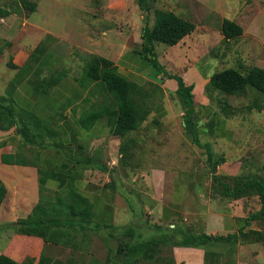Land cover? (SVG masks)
<instances>
[{
	"label": "rangeland",
	"instance_id": "rangeland-1",
	"mask_svg": "<svg viewBox=\"0 0 264 264\" xmlns=\"http://www.w3.org/2000/svg\"><path fill=\"white\" fill-rule=\"evenodd\" d=\"M33 5L39 10L32 12ZM0 6L26 18L24 26V21L20 22L18 32L19 28L9 30L6 35L9 40L0 39V49L15 46V50L31 51L34 35L46 31L55 34L45 39H49L45 44L50 48V57L44 61L46 76H51L56 68L66 71L65 81H74L86 92L91 85L85 74L86 60L89 55H97L113 61L120 73L145 90L146 104L153 112L139 130L128 136L129 152L117 162L113 182L122 195L117 198L120 214L113 224L132 225L143 239H149L158 234L155 228L158 225L176 236L181 229L200 233L208 230V223L213 224L214 218L225 224L222 216L247 218L261 209L256 196L233 200L223 195L212 180L206 152L192 143L186 129L185 107L176 93V81L157 77L137 52L144 27L154 25L155 10L172 11L194 22L195 32L180 47L157 45L159 60L170 73L195 86L200 141L211 145L214 154L226 159L217 171L222 180L232 184V178L264 179V110L248 109L254 92L235 97L208 88L220 71L264 68V0H149L148 12L139 8L138 0H0ZM224 19L242 26L244 34L235 40H225ZM128 51L133 54L131 58ZM57 56L58 62L62 61L60 65L51 60ZM1 66L6 67L5 63ZM8 74L15 72L9 70ZM62 91L60 100L48 101V108L43 96L30 93L27 97L39 102L40 117L51 122L49 114L58 116L79 97L67 86ZM11 95L13 98L14 93ZM89 95L95 104L111 100L100 85H92ZM18 107L27 110L25 104L18 103ZM60 137L63 150L68 146L62 142L63 133ZM112 150L115 156L119 155L117 147ZM92 190L97 194L103 189L97 183ZM247 230L264 234V219L252 222ZM241 241L244 247L252 246L254 256L260 258L259 264H264V241L254 236ZM100 245L102 250V242ZM98 252L93 257L104 259L103 253ZM159 255L169 259L170 247Z\"/></svg>",
	"mask_w": 264,
	"mask_h": 264
},
{
	"label": "crops",
	"instance_id": "crops-1",
	"mask_svg": "<svg viewBox=\"0 0 264 264\" xmlns=\"http://www.w3.org/2000/svg\"><path fill=\"white\" fill-rule=\"evenodd\" d=\"M38 10L37 7L36 11ZM24 18L25 16L15 13L1 20L0 39L9 40L6 37L9 30L19 28L18 32L21 28L20 22L24 21L22 26L25 24L26 18ZM36 28L39 29V27ZM48 35L55 37V34L49 31L40 36L34 35L31 42L35 45L31 51L27 49L23 51L20 48L15 50L13 46L5 48L0 57V99L15 108L19 115L17 117L19 126H21L22 108L18 107V103L25 104L26 111L40 117L39 102L28 98L27 95L36 93L37 82L48 77L45 75L47 69L44 64V61L50 57V48L45 44L49 41V39L45 41ZM56 37L61 39L58 35ZM187 38L177 46L183 45ZM38 45L43 46L42 53L38 54L37 62L28 66L30 55ZM127 54L130 58L133 56L131 51ZM7 56L9 58L5 60ZM59 58L60 56H57L51 60L58 62ZM4 63L5 68L1 66ZM58 63L60 65L62 61ZM10 64H14L16 69L11 68ZM9 70L15 74L9 75ZM57 70L58 68L53 71ZM65 79L56 86L58 88L55 91L51 90L48 95L37 93L44 97L46 108L49 107L48 101L61 99L63 87L67 86L71 88V92L79 94L77 101L72 103L68 110L58 116L52 117L49 114L52 123L40 117L58 134L55 138L45 137L47 147L39 145V141L26 144V139L17 133V126L0 129V256L5 255L18 264H105L110 250L117 243L114 239H110L108 247L104 242L106 234L111 233L112 230L97 234L92 230L66 227L52 230L58 236L53 242H46L40 237L20 234L13 227V224L19 220L27 219L40 202L53 205L62 198L84 205L79 198L75 197L72 190L95 205L96 219L104 224L117 226L113 222L116 221L117 214H120L117 198H120L122 193L113 181L118 168L117 162L124 159V154L120 151L122 139L113 135L108 117L100 118L92 123L85 122V119L93 113L92 109L100 110L109 106L110 102L92 103L89 100L92 84L86 92H82L77 83L72 80L65 81ZM65 98L70 102L68 96ZM61 133L64 136L63 144L68 146L63 150L55 146V143L60 141ZM113 147H117L119 155L115 156ZM88 159L92 160L93 165H86ZM102 168H106V171ZM40 171L43 174H40ZM49 174H58V176L53 178L52 175L48 176ZM112 175L113 178H111ZM97 183L103 190L95 194L92 185ZM222 217L226 219L225 224H220L219 219L214 218V223H210L211 225L208 223V230L204 233L212 236H226L238 233L244 225L238 220L242 218L240 216ZM100 241L104 247L102 250ZM168 247H165L166 250ZM96 252H102L105 256L104 259H100L101 262L93 260L95 259L93 254ZM170 258L173 263L169 264H259L260 259L259 256H254L252 246L244 247L240 243L230 245L224 242L213 243L205 248L170 247Z\"/></svg>",
	"mask_w": 264,
	"mask_h": 264
},
{
	"label": "trees",
	"instance_id": "trees-1",
	"mask_svg": "<svg viewBox=\"0 0 264 264\" xmlns=\"http://www.w3.org/2000/svg\"><path fill=\"white\" fill-rule=\"evenodd\" d=\"M148 1L138 0L139 8L143 12L149 10ZM31 9L32 12H35L36 6L33 5ZM12 14L13 11L10 8L0 6V26L1 20ZM154 18L153 27L145 26L141 33V48L137 55L148 67L153 69L157 77L164 76L169 80L176 81V93L185 107L184 123L186 129L190 133L192 143L206 152L212 180L220 187L221 191L223 190V195L233 200L256 196L262 204L261 209L247 218L238 219L244 225L235 234L212 236L204 232L193 233L181 229L177 233L178 236H176L170 230L158 225L155 226L158 234L149 239H143V236L132 225L117 227L100 222L96 219L94 213L95 205L89 199L81 197L72 190L75 197L79 198L84 205L72 203L62 198H59L53 205L40 202L27 219H21L13 224L18 233L40 237L46 242H53L58 235L52 230L66 227L76 230H92L97 234L105 230H112L111 233L106 234L104 242L108 247L110 239H114L117 243L110 250L105 264H169L170 262L173 263L172 258L169 257L168 259L159 255V253L164 252L166 246L205 248L218 242L230 245L242 244V239H252V236L264 241L262 232L255 230L246 232L252 222L264 219V179L261 176H250L243 179L232 178V184L222 180L217 171L218 167L226 162V159L223 156L214 154L211 145L202 144L200 141V132L196 123L195 86L187 85L183 77L170 73L159 60L158 44L170 47L179 45L185 38L195 32L196 24L175 12L163 9L155 10ZM222 33L225 40L230 41L240 38L244 34V29L236 22L224 19ZM42 45H38L34 49L27 63L28 66H32L33 63L37 62V56L43 50ZM3 51L4 49H0V57ZM86 61V76L92 85H100L111 96V101L109 106L107 105L91 113L85 119V122L92 123L100 118L108 117L113 135L122 139L120 151L126 155L130 149L129 143L127 145L126 142L128 136L139 130L141 124L152 114L151 108L146 104V92L141 85L122 75L113 61L97 55H89V59ZM10 67L16 69L14 64H10ZM66 77V71L54 72L51 76L37 82L36 93L48 95ZM208 88L217 91L221 95L235 97L247 96L250 91L254 92L255 96L248 109L264 110V68L253 66L248 68L246 72L235 68L220 71L212 78ZM18 116L13 106L5 104L0 99V129H10L17 126V133L26 139V144H34L39 141V145L44 148L47 147L45 137H57V132L52 130L45 121L34 113L21 109V126L17 124ZM55 146L56 148L62 147L60 143H55ZM86 165H93L92 160L88 159ZM104 171H106V168ZM40 174L43 173L40 171ZM60 175L63 176V174ZM48 176L57 178L58 174H49ZM66 176L68 177V175ZM93 260L101 262L96 258ZM0 264L18 263L5 255H1Z\"/></svg>",
	"mask_w": 264,
	"mask_h": 264
}]
</instances>
